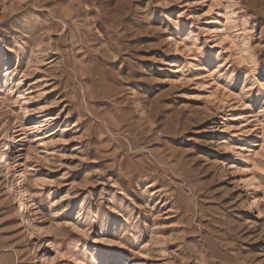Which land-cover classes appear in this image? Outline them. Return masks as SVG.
<instances>
[{
	"label": "rangeland",
	"instance_id": "374dc122",
	"mask_svg": "<svg viewBox=\"0 0 264 264\" xmlns=\"http://www.w3.org/2000/svg\"><path fill=\"white\" fill-rule=\"evenodd\" d=\"M0 78V264H264V0H0Z\"/></svg>",
	"mask_w": 264,
	"mask_h": 264
},
{
	"label": "bare ground",
	"instance_id": "6f19581e",
	"mask_svg": "<svg viewBox=\"0 0 264 264\" xmlns=\"http://www.w3.org/2000/svg\"><path fill=\"white\" fill-rule=\"evenodd\" d=\"M1 65L3 66V74H5V72L8 70L7 69V65H8V58L5 56L2 61H1ZM6 84V80L3 78H0V92L3 90L4 86ZM15 141L14 139V134H10L9 139L6 141V143L4 144V149L2 151V165L7 166L10 163V157H11V151H12V146H13V142ZM56 199V198H55ZM26 209V203H23V207L22 210L23 212H25ZM44 260L42 262V264H45L46 262L49 261V258H47V255L43 256ZM102 259L105 260L104 257H102Z\"/></svg>",
	"mask_w": 264,
	"mask_h": 264
}]
</instances>
